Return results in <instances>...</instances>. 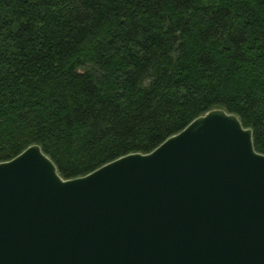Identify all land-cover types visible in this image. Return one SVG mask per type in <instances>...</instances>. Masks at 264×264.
<instances>
[{
	"label": "trees",
	"instance_id": "obj_1",
	"mask_svg": "<svg viewBox=\"0 0 264 264\" xmlns=\"http://www.w3.org/2000/svg\"><path fill=\"white\" fill-rule=\"evenodd\" d=\"M218 107L264 154V0H0V162L80 177Z\"/></svg>",
	"mask_w": 264,
	"mask_h": 264
},
{
	"label": "water",
	"instance_id": "obj_2",
	"mask_svg": "<svg viewBox=\"0 0 264 264\" xmlns=\"http://www.w3.org/2000/svg\"><path fill=\"white\" fill-rule=\"evenodd\" d=\"M0 264H264V154L239 115L65 179L39 144L0 162Z\"/></svg>",
	"mask_w": 264,
	"mask_h": 264
}]
</instances>
